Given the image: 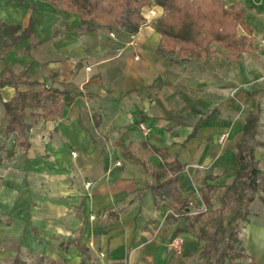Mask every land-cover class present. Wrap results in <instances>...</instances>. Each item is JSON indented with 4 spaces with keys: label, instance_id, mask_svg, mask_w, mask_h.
<instances>
[{
    "label": "crops",
    "instance_id": "obj_1",
    "mask_svg": "<svg viewBox=\"0 0 264 264\" xmlns=\"http://www.w3.org/2000/svg\"><path fill=\"white\" fill-rule=\"evenodd\" d=\"M239 1L256 48L228 61L220 53L197 60L163 50L157 5L144 7L146 20L132 34L89 28L49 0H0V20L21 26L19 33L29 30L3 45L1 70L25 72L36 83L22 90L53 84L67 92L62 117L46 120L41 109H27L28 148L9 138L15 154L0 163V264H203L206 242L182 213L194 214L226 193L254 114L259 123L251 143L264 147V0ZM15 94L13 86L0 87L4 135L5 102ZM223 133L228 138L220 143ZM142 141L184 165L178 200L153 192L164 180L155 175L159 156L141 162L123 153L131 145L140 158ZM177 236L184 239L181 254L168 248ZM240 246L248 260L264 264L259 197L250 204Z\"/></svg>",
    "mask_w": 264,
    "mask_h": 264
},
{
    "label": "trees",
    "instance_id": "obj_2",
    "mask_svg": "<svg viewBox=\"0 0 264 264\" xmlns=\"http://www.w3.org/2000/svg\"><path fill=\"white\" fill-rule=\"evenodd\" d=\"M58 9H63L80 16L82 24L87 27H106L137 33L145 22L144 7L157 5L162 7L163 14L156 18L154 26L161 34V48L169 52H176L178 57L191 56L197 60H209L214 54H222L228 61H238L247 52L256 48L255 37L246 21V9L239 0L226 5L225 0H49ZM243 27L249 34L239 32ZM21 26L8 25L0 20V87L13 86L16 94L5 102L7 125L6 140L14 136L13 144L29 146L31 125L26 122L28 108H39L46 120L62 117L66 100V90L53 84H46L42 88L22 90L21 86H34L25 72L14 73L7 66L1 70V61H6L3 45H8L28 36L29 30L19 33ZM220 46V49L215 47ZM259 115H252L244 128V137L239 143L240 167L232 184L228 185L226 193L220 201L229 198L230 192L240 193L250 189L259 192L261 170L255 160V149L251 145L257 134ZM123 153L134 161H144L149 155L161 158V167L155 171L157 177L164 180L153 186L155 195L169 196L173 200L179 199L180 189L177 185L178 175L184 168L176 155L167 149L150 147L142 141L136 147L140 158L136 157L131 145H123ZM7 157L15 154V148H6ZM264 203V196H261ZM252 201V198L250 200ZM248 205V204H247ZM183 205L182 209H185ZM248 212V211H247ZM246 212V213H247ZM186 216L188 227L198 229L200 239L207 241L204 253L209 256L215 249L222 231L223 218L214 216L211 212L182 213ZM248 220V218H247ZM210 226V227H209ZM212 228V229H211ZM233 230V229H232ZM228 230L230 239L235 232ZM232 235V236H231ZM237 242L241 240L235 238ZM235 245L228 240L226 246L217 256L214 264H254L242 252V248L233 255L230 250Z\"/></svg>",
    "mask_w": 264,
    "mask_h": 264
},
{
    "label": "rangeland",
    "instance_id": "obj_3",
    "mask_svg": "<svg viewBox=\"0 0 264 264\" xmlns=\"http://www.w3.org/2000/svg\"><path fill=\"white\" fill-rule=\"evenodd\" d=\"M151 16H157V12L154 9L150 10ZM5 124V113L4 109L0 107V163H5L7 158L6 148L12 145L13 139H8L5 141V135L3 133V127ZM13 138V137H12ZM261 140L263 137H259ZM252 146H254L255 149V156L259 161V167L261 168V175H260V181H259V192H252L250 189H245L241 193L242 198L240 200V193H236L234 191L230 192V196L225 201H220V197L215 198L216 200L212 203L208 204L207 211L211 212L214 216L221 215L223 218V224L222 228L224 230H227L226 232L222 231L218 234L219 241L215 247V249L212 251L211 255L206 257V259L203 262V264H214L217 256L219 253L223 250V248L226 246L228 240H231L235 248L234 250H230V254L233 255L235 251L242 248L240 246V241H236V237L240 240L242 239L245 225L247 222V218L249 216V210H250V204L252 201L257 199L258 197L261 199V196H264V147L262 143H251ZM13 146V145H12ZM252 198V201H248ZM248 204V205H247ZM248 211V212H247ZM247 212V213H246ZM210 227V226H209ZM212 229V228H211ZM232 230L235 233V236L230 239V232L228 230ZM232 236V235H231ZM204 242L207 243L206 240L203 239ZM225 264H229L227 261Z\"/></svg>",
    "mask_w": 264,
    "mask_h": 264
},
{
    "label": "built area",
    "instance_id": "obj_4",
    "mask_svg": "<svg viewBox=\"0 0 264 264\" xmlns=\"http://www.w3.org/2000/svg\"><path fill=\"white\" fill-rule=\"evenodd\" d=\"M263 44H264V41H263ZM138 127L144 135L149 134L150 128L144 122H139ZM227 138H228V133H223L219 137L220 143H224L227 140ZM206 211H207V207L205 205H203V206L196 208L194 213H201V212H206ZM172 213L176 217L180 216V214L177 211H172ZM168 248L176 254L183 253V251H184V239L181 236H177L175 238H172L168 242ZM249 261H251V260H249Z\"/></svg>",
    "mask_w": 264,
    "mask_h": 264
}]
</instances>
